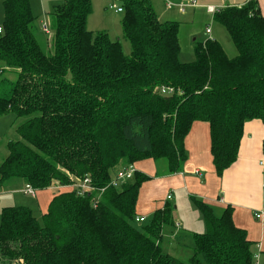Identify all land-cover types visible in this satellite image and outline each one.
<instances>
[{"label": "trees", "instance_id": "trees-1", "mask_svg": "<svg viewBox=\"0 0 264 264\" xmlns=\"http://www.w3.org/2000/svg\"><path fill=\"white\" fill-rule=\"evenodd\" d=\"M121 4L129 54L108 32L88 28L92 0L54 7L48 54L35 36L32 1L2 0L0 117L13 113L20 123L0 162V184L17 178L33 186L35 196L23 189L32 197L54 192L41 220L29 206L3 208L0 264H255L254 242L234 222L231 205L218 215L191 196L206 231L193 234L194 255L183 261L160 245L176 206L167 202L151 222L136 221L150 176L136 172L119 190L110 182L123 165L149 159L180 170L195 122L209 126L218 177L236 162L245 124L264 123V16L257 1L214 12L237 56L209 38L195 43L189 62L180 59L177 21H161L150 0ZM164 86L174 92L162 93ZM86 176L97 190L82 195L72 184Z\"/></svg>", "mask_w": 264, "mask_h": 264}, {"label": "crops", "instance_id": "crops-1", "mask_svg": "<svg viewBox=\"0 0 264 264\" xmlns=\"http://www.w3.org/2000/svg\"><path fill=\"white\" fill-rule=\"evenodd\" d=\"M31 1L33 7L34 0ZM246 2H248V0H197L196 6L186 7L191 8V10L185 11V8L181 11L174 6L171 8L167 7L166 0H164V4L167 9L175 8L176 10L182 12L181 14L174 16L173 19L169 18L165 21H177L179 23V41L181 45V52H183L182 38L184 37L188 43L189 55H193V60L195 58L194 45L197 42L196 40L199 35H202L199 41L204 42L209 38L218 40L222 44L228 57L233 58L238 54V50L233 40L227 31L234 44L233 48L230 47L232 48V51H230V49L226 48L225 44L222 42L226 39V37L224 36V38H222V33L217 31L216 27L212 26L214 14L208 11L207 7L210 5H214L218 9L231 5L241 7ZM257 3L260 7L262 15L264 16V0H257ZM114 12L118 13L116 11ZM187 15H189L188 18ZM159 19L163 21L161 18ZM198 19H201L202 23L200 25L197 23ZM44 24L45 22L43 23V26ZM207 27L211 28L210 34L206 33ZM263 140L264 123L258 119L248 121L244 127V136L240 144L238 159L229 169L226 170L222 177H218L210 151L211 144L209 126L205 122H195L186 139L185 148L187 158L182 163V168L180 170L170 172L167 164V170L164 172L161 171L162 174L160 177L153 178V176L157 175L156 173L158 171L160 172L161 169V166L156 163L157 160L149 159L140 162L139 165L136 164L143 172L150 176L149 180L142 185L137 204V215L144 216L146 221L147 214L153 215L156 209L162 208L165 203L170 202V200H174V198L177 199L175 200V206H178L177 203L180 205L181 200H183L184 197L182 199L178 198V193L182 190H185L187 195H190V198L191 196H196L199 199L206 200L212 205L214 211L218 215H220L228 205H231L233 207L234 222L239 227H243L247 230L248 237L254 242L252 248L255 255L260 253L261 257V252L264 248ZM6 155L7 153L5 156ZM4 157L0 159V162L4 159ZM15 180H17V178ZM21 182H23L26 186L27 183L24 180ZM46 191L49 192V195L43 204L45 205L43 211L46 210L48 202L54 191L51 188L37 190V193ZM169 193H171V198H167ZM187 204L190 208L192 204V209L195 214V210H197L195 208L197 207L193 203L192 199L191 201H188ZM256 213H263L262 218H256ZM179 219L183 221L181 216L174 211L173 222L168 224L175 225L174 227L177 226V228H179L183 225ZM202 219L203 217L201 214V216L198 215L196 220H190L189 222L185 221L183 223L193 229H196V232L201 231V229L204 231L206 228L203 227H206V224L204 223L203 225ZM175 222L177 223L175 224ZM165 225L163 226L162 237ZM188 231L191 234H194V230ZM160 245L162 250L170 255H173L171 254L172 250L177 249V247L165 245L162 239L160 241Z\"/></svg>", "mask_w": 264, "mask_h": 264}, {"label": "rangeland", "instance_id": "rangeland-1", "mask_svg": "<svg viewBox=\"0 0 264 264\" xmlns=\"http://www.w3.org/2000/svg\"><path fill=\"white\" fill-rule=\"evenodd\" d=\"M64 1L65 0H34L33 3V13L36 16V22L34 27L35 36L38 39L41 47L48 54H51L52 52L51 44L49 43V40L53 35L52 26H51V16L49 14L54 9L55 6L63 4ZM151 1L156 15L159 16V18H161L163 21L169 18L173 19L174 16H177L182 13L176 10L175 8L167 9L164 4V0H151ZM170 1L173 3L179 2V0H170ZM189 10H191V8L185 9V11H189ZM122 17H123V13H115L113 9L108 8V2L106 0H92V12L88 17V28L93 31L104 30L108 32L113 40H119L123 52L125 54H129L131 52V45L129 41L123 36V28L121 23ZM188 17L189 15H187V18ZM2 21H3V5H2V0H0V26H2ZM44 22L49 29V33H45L43 31ZM197 23L200 25L202 23L201 19H198ZM212 26L216 27L217 31L222 33L223 35L222 38H224V36L226 37V39H224L222 42L225 44L226 48H229L230 51H232L234 44L231 41L226 28L215 20H212ZM201 36L202 35H199L196 41H199L201 39ZM191 42L193 41L191 40ZM182 45H183V52H181L180 59L185 62H189L193 60V55L192 54L189 55L188 43L186 42L184 37L182 38ZM18 123L20 122L19 120L15 121V115L13 113H9L0 117V159H2L7 153L8 141L10 139L18 138L15 131ZM156 163H158L161 166V169L160 172L158 171L156 173L157 175L153 176V178L160 177V175L162 174L161 171L164 172L167 170V162L165 159H159L156 161ZM136 164L139 165L138 163ZM136 172L145 173L139 168V166H136V171L134 173V176L136 175ZM79 179L82 180V178ZM21 181L22 179H17V180L11 179L5 181V183H2L0 185V221H1V214L3 208L11 205L29 206L30 208L33 209L35 216H37L41 220V214H42L41 211H43L45 208V205L43 204L47 200L49 192L46 191L47 193L46 192L37 193V197H32L23 192L22 189L25 186V184ZM123 184L124 183L118 186L117 189L118 190L121 189ZM183 197L184 199L181 200V204L179 205L177 203L178 206H176V208L173 210V213L175 211V213L181 216L183 221L180 219L179 221L183 225H181V227L179 228H177V226L174 227L175 225L172 224L165 225L162 241L165 245H168L170 247H177L176 250L171 251V254H173V256H176L183 261H188L194 255V245H195L194 237L192 235L193 233L191 234L188 230H194L193 232L195 233L196 229H193L185 225L183 222L196 220L198 215L201 216L200 214L201 212H199L200 210H198V208H195L197 210H195V214H194V211L192 209L193 208L192 204H191V208L188 206L187 203L188 201H191L192 198H190V195H187V192L185 190H182L178 193V198L182 199ZM175 200L177 199L174 198V200H170L171 205L173 206L176 205ZM146 216L147 219L146 221H144V223L151 222L153 217L152 214H147ZM202 221L204 225L205 221L203 219ZM177 222H175V224ZM204 231L206 230L204 229ZM204 231L203 229H201V231L199 232L202 233Z\"/></svg>", "mask_w": 264, "mask_h": 264}, {"label": "built area", "instance_id": "built-area-1", "mask_svg": "<svg viewBox=\"0 0 264 264\" xmlns=\"http://www.w3.org/2000/svg\"><path fill=\"white\" fill-rule=\"evenodd\" d=\"M248 1H250V0H248ZM107 2H108V7L110 9H113L114 11H116L118 13L124 12V8L121 4V0H107ZM196 5H197V0H180L178 3H175V4L169 0H166V6L167 7L171 8L174 6V7H177L181 11H183L188 6H196ZM207 8H208V11L212 12L213 14L218 9L214 5H210ZM43 29L46 33H49V29H48L46 24H44ZM1 31H2V27H0V32ZM206 33H208V34L211 33L210 27L206 28ZM173 92H174L173 87L164 86L162 88V93L171 94ZM135 171H136V165L135 164L130 163V164L123 165L121 167V169H119L117 171L115 177L110 182V185L112 187L117 188L122 183H125V182L133 179ZM72 187L73 188L76 187L78 190V193H80L82 195L85 193H91V192L97 190V188L92 185L91 178L87 177V176L82 178V180L79 179V180H76L75 182H73ZM104 190H105V187L100 189L101 192H103ZM24 192L27 194H30L32 196L36 195L35 189L33 188V186L31 184L26 185ZM167 198H171V193L168 194ZM255 216H256V218L261 219L263 216V213H256ZM136 221L142 223L145 221V217L144 216H136ZM260 258H261L260 253L255 255V261H256L255 264H260Z\"/></svg>", "mask_w": 264, "mask_h": 264}]
</instances>
